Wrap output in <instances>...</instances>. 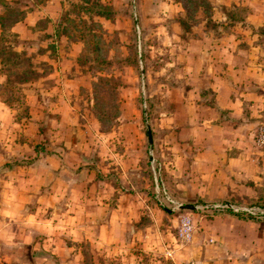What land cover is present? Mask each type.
<instances>
[{
  "label": "rangeland",
  "instance_id": "374dc122",
  "mask_svg": "<svg viewBox=\"0 0 264 264\" xmlns=\"http://www.w3.org/2000/svg\"><path fill=\"white\" fill-rule=\"evenodd\" d=\"M54 1L48 10L53 17L40 21L35 39L27 41L13 27L45 0H0V17L5 16L4 27L0 24V107L8 115L0 116V124L10 122L20 130L13 164L31 165L52 153L49 142L36 143L33 126L44 124L45 129L54 122L80 132V147L74 152L65 147L60 155L62 169L75 177L71 187L83 183L78 196L83 202L100 191L114 206L134 208L125 211L130 226L121 238L149 232L151 245L157 243L156 250L134 244L127 253L107 258H96L89 242L70 243L80 252L76 262L187 264L185 254L202 224L230 211L264 221L263 185L251 182V191L237 194L206 179L212 174L207 146L219 133L210 131L208 122L222 121L209 97L208 76L216 74L222 60L226 73L235 67L252 86L260 81L264 0ZM183 204L201 209L180 211ZM207 204L220 208L206 209ZM184 220L193 227L189 242L180 235Z\"/></svg>",
  "mask_w": 264,
  "mask_h": 264
},
{
  "label": "crops",
  "instance_id": "0c3cea01",
  "mask_svg": "<svg viewBox=\"0 0 264 264\" xmlns=\"http://www.w3.org/2000/svg\"><path fill=\"white\" fill-rule=\"evenodd\" d=\"M51 1L54 0H45V4L27 12L13 31L24 40L35 39L37 24L53 17L48 12ZM221 61L213 65L216 74L208 76V88L212 89L209 97H213L211 102L222 121L218 125L213 122L215 118L208 122L210 131L219 133L211 136L207 146L206 162L212 174L206 179L212 185L219 181L221 187L232 193L243 194L246 189L251 191V182L264 186V148L257 149L255 142L257 128L264 122V73L252 86L251 80L235 67L226 73ZM208 106L212 110L214 104ZM0 116H8L3 107ZM55 125L49 122L45 129L44 124L31 128L36 143L49 142L48 150L52 153L40 156L31 165L17 166L13 163L19 157L18 125L0 124V261L80 264L76 262L80 259L79 250L68 244L84 241L90 243L96 258L123 255L134 244L143 251L153 247L156 250L157 243L154 240L151 245L149 232L137 235L133 231V238H121L122 230L130 226L125 211L134 208L114 206L106 197L102 198L100 191L92 193L85 202L80 199L82 196L78 197L83 183L71 187L75 177L62 169L60 155L65 147H73V152L80 147L79 139L76 141L80 132L76 135L65 124ZM79 160L85 163L83 156ZM83 172L78 176L80 182ZM185 259L187 264H264V221L244 219L233 213L220 215L202 224Z\"/></svg>",
  "mask_w": 264,
  "mask_h": 264
},
{
  "label": "water",
  "instance_id": "95a60500",
  "mask_svg": "<svg viewBox=\"0 0 264 264\" xmlns=\"http://www.w3.org/2000/svg\"><path fill=\"white\" fill-rule=\"evenodd\" d=\"M141 74H142V78L144 80L145 79V71L142 70V73ZM145 101L146 100H144V102ZM144 112H145V117L147 119V108H146V106L144 107ZM146 128H147V134H148V139H149L150 160H151V162H153L154 161V156H153L154 138H153L152 130H151L150 124L148 123V120L146 122ZM204 207L206 209L220 208L219 206H216V205H208V204L205 205ZM226 208L232 210L233 209V206L232 205H227ZM178 209L180 211H193V212H196L199 209H201V206H199V205H193V204H183V205H180L178 207ZM247 211L248 212H251V209H247Z\"/></svg>",
  "mask_w": 264,
  "mask_h": 264
},
{
  "label": "built area",
  "instance_id": "2783aa9c",
  "mask_svg": "<svg viewBox=\"0 0 264 264\" xmlns=\"http://www.w3.org/2000/svg\"><path fill=\"white\" fill-rule=\"evenodd\" d=\"M255 142L257 146L264 147V122L260 123L257 128ZM180 235L184 242L191 241L193 235V227L188 220L183 221L180 229Z\"/></svg>",
  "mask_w": 264,
  "mask_h": 264
},
{
  "label": "trees",
  "instance_id": "16d2710c",
  "mask_svg": "<svg viewBox=\"0 0 264 264\" xmlns=\"http://www.w3.org/2000/svg\"><path fill=\"white\" fill-rule=\"evenodd\" d=\"M25 17H26V14H23L22 16H21V19H19V20H17V22L16 23H19L20 21H23L24 19H25ZM0 24H1V27L3 28L4 27V25H5V16H1L0 17ZM39 24V23H38ZM37 24V25H38ZM3 60L1 59V62H2ZM231 213H233L232 211H230ZM240 215H241V213H239Z\"/></svg>",
  "mask_w": 264,
  "mask_h": 264
}]
</instances>
